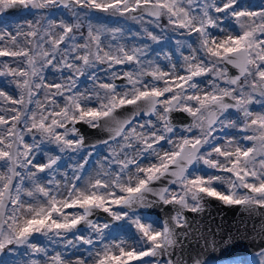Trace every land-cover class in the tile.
<instances>
[{
    "label": "snow or ice",
    "instance_id": "snow-or-ice-1",
    "mask_svg": "<svg viewBox=\"0 0 264 264\" xmlns=\"http://www.w3.org/2000/svg\"><path fill=\"white\" fill-rule=\"evenodd\" d=\"M58 4L65 8L75 5L80 9L111 11L120 16L139 13L141 18L144 15L157 20L167 17L170 24L186 29L189 35H198L199 48L192 49L191 55L184 57L185 74H179L175 64L168 70L159 65L144 67L140 48L126 50L117 46L115 51H105L101 46V34L94 33L90 27L87 42L70 50L66 48L76 55L73 62L62 58L60 70L67 68L77 75H84L83 67L75 61H82L83 66H93L98 62L107 64L109 68L126 64L140 67L121 75L113 73L117 79H126L129 88L117 91L115 83H100L98 87L103 90V95L98 91L92 95L75 93L65 97L66 92H72L73 78L68 76L63 83L46 81L43 70L61 63L57 60L60 46L73 40L74 29L81 26L64 21L56 24L49 19L48 28H59V34L46 30L41 35L31 22L26 32H0V58L9 57L17 61L16 67L4 62L0 66V77H12L19 89L18 98L0 91V98L11 105L6 112L0 113V166L5 169L0 172V253L5 249L13 251L10 246H22L33 254L47 257L46 249L32 242L34 235L53 233L59 237L74 232L84 223L97 234V241L102 245L94 255L89 253L92 264H159L158 260L151 258L162 256L177 243L175 230L187 226L184 210L202 212L206 198L248 209L264 208V112H253L250 107L264 101V9H244L240 0H0V12ZM212 13L219 15L214 17ZM132 19L135 20L136 16L133 15ZM224 20L234 21L239 31L233 34L222 27ZM210 27L222 35L218 37L210 33ZM145 31L152 41L158 42L156 35L147 29ZM44 44L49 48L45 49ZM93 45L95 51H92ZM198 52L202 53L199 57ZM22 64L26 66L22 67ZM221 64L238 69L239 75L229 77L226 67H218ZM209 74L223 80L227 86L221 87L213 80L211 91L201 94L196 78ZM145 77L151 78L150 81ZM159 82H163L162 87ZM42 90L44 102L36 98ZM57 97L65 98L63 107H58ZM32 104L37 111L27 110V106ZM130 105L137 111L127 119H118L116 111ZM229 110L240 114L242 124L229 119ZM140 111L155 115L157 122L149 120L146 124H139V128L147 129V132L138 131L136 127L126 131ZM177 111L192 118L191 124L183 131L193 133L199 130V135L181 136L179 140L169 135L176 131L171 123V114ZM21 122L23 132L18 127ZM82 122L92 128H107L112 133V140L119 137L124 144L119 151L113 149L110 162L105 158L109 163L108 171L87 176L65 175L61 180H55L60 157H50L45 163L37 162L35 150L39 145L25 142V133L39 134L43 140L58 145L61 152L66 149L77 151L83 146V137L75 125ZM217 124L222 128L240 127L241 131H250L252 135L239 140L228 139L225 142L227 146L216 144L213 141ZM57 129L64 131L58 132ZM69 135L76 138L69 139ZM244 140L254 143L245 147ZM162 142L172 148L164 150ZM103 143L108 144L109 141ZM126 149H132L135 155ZM198 163L229 175H200L190 171ZM111 165L116 166L114 171ZM78 167L82 170L84 165ZM17 169L26 170V174L22 175ZM42 173L46 175L41 177L39 174ZM25 180L30 182V187L22 186ZM161 180H167L172 186L179 185L180 191L176 192L169 186L155 188L153 185ZM220 184L226 185L227 190L221 191L217 187ZM149 194L164 205L177 206L171 223L164 222L159 227L154 221L136 214V208L152 205ZM114 206L121 210H114ZM77 208L83 210L82 213L66 211ZM95 210L132 227L138 233L136 243L132 246L125 241L103 243L104 232L111 225L89 220ZM78 239L86 245L94 244L90 237L81 235ZM67 243L71 245L72 241ZM258 255V264H264V250ZM50 260L51 264H86L84 258L66 261L59 253ZM31 264H40V261L32 260ZM167 264H173V261L169 259ZM240 264L253 262L245 260Z\"/></svg>",
    "mask_w": 264,
    "mask_h": 264
},
{
    "label": "rangeland",
    "instance_id": "rangeland-1",
    "mask_svg": "<svg viewBox=\"0 0 264 264\" xmlns=\"http://www.w3.org/2000/svg\"><path fill=\"white\" fill-rule=\"evenodd\" d=\"M203 2V0H200ZM219 2V0H216ZM240 4L244 9L260 11L264 9V0H240ZM195 7V4L193 5ZM213 16H217L219 14L212 13ZM132 13H129L124 16H120L117 13L109 12H101L97 10L90 9H80L79 7L73 5L69 8L62 7L61 5L49 6L47 8L33 9L28 8V14L17 18L12 22L7 24H0V32L10 31L15 32L19 31H28V23L31 22L35 25L41 35H44V32L54 31L55 34L60 33L59 28L49 29L47 21L49 19L53 20L56 24H59L60 21H64L65 23L79 24L81 27L78 30L74 29V39L66 41L65 44L60 46V50L57 53V60L61 61L57 67L53 68L51 66L45 67L43 70V75L46 81H55L57 83H63L66 81L68 76H71L75 81L74 87L72 88V92H66L65 97L70 94L75 93H84L87 95H92L94 92H100L103 95V90L99 89L100 83H115L117 79L113 73L117 75H121L126 71H135L138 69V65L134 64H126V65H114L109 68L107 64L96 63L93 66H83L82 61H75L77 65H81L84 70V75H77L74 70H69L67 68H63L62 58H67L69 62H73V57L76 53H70L66 51L67 49H71L73 46L78 44H84L88 40V30L91 27L95 32H99L101 34L102 47H104L105 51L112 50L115 51L117 46H123L126 50L132 48H140L142 50L141 60L143 61L144 67H154L159 65L162 69L168 70L172 64L177 66V72L179 74H185V61L184 57L190 56L192 49L199 48V40L200 37L196 34L189 35L186 29H180L168 22L167 17H161L159 20L156 18H152L144 15L141 18V15L136 16V19H132ZM2 12H0V22L2 21ZM222 27L231 31L233 34L239 31L238 27L235 25L234 21L224 20L222 23ZM116 29H120L119 32H115ZM152 32L154 35L158 37V42L152 41L148 36L147 32ZM209 32L220 37L222 34L218 32L216 28H209ZM113 35H115V39H113ZM45 39H51V37H45ZM45 49L49 48L48 44H44ZM92 51H95V46H92ZM80 54H83V50L80 51ZM198 57L202 55V53H197ZM4 62H8L12 67L17 66V61L13 60L9 57L0 58V66ZM54 64L57 61H53ZM26 66V65H21ZM219 68H225V65H218ZM146 81H150L147 77L144 78ZM215 80L216 83L220 84L221 87H226L227 85L223 80H217L216 77L212 74L198 77L196 81L199 85V89L201 90V94L203 92L211 91L212 81ZM116 84V83H115ZM117 85V84H116ZM117 91L124 90L129 88L130 85L128 83L124 85H117ZM159 86H163V82H159ZM0 91L6 92L9 96L13 98H18L19 89L16 88L15 82L10 76L0 77ZM191 94V93H189ZM257 99L260 97L255 94ZM41 102H44L43 90L36 97ZM58 107H63L65 98L57 97ZM95 106V104H93ZM11 107V105L5 103L2 98H0V113H4L7 109ZM159 107V106H158ZM251 110L253 112H264V101L259 103H253L251 106ZM27 110L29 112L37 111L34 104L28 105ZM51 108H49V111ZM229 119L236 120L237 124H242V117L239 113L234 110H229L227 114ZM157 117L153 115L152 117H144L137 121H134L126 131H130L132 127H136L138 131L147 132V129H140L139 124H146L149 120L153 121V123L157 122ZM159 126V125H158ZM20 130L24 131L23 122L18 125ZM176 131L173 134H169L174 140H179L181 136H192L199 135V130H194L193 133H188L183 131L182 127H175ZM214 136L215 140L213 143L226 145V140L231 138H236L237 140L241 139L245 135H252L250 131L245 132L241 131L240 127H224L222 128L219 124L214 126ZM58 132H63V129H57ZM35 135V139L33 136ZM25 142L29 144H38L39 148L35 150V159L37 162L45 163L50 157L59 156L60 159L56 166V174L54 176L55 180H61V178L65 175L68 177H72L74 174L87 176V175H95L98 171H108L109 163H106L105 158H108V161H111L113 149L119 151L120 147L124 144V141L121 138H116V140L110 141L108 144L98 147V148H86L81 147L77 151H72L71 149H66L61 152L59 146L52 143L49 140H43L39 134H28L25 133ZM69 139H75V136L69 135ZM135 143V141H133ZM163 143V142H162ZM254 142L252 141H243V146H251ZM207 147V146H206ZM172 148L171 145L167 143H163V149L168 150ZM126 151L132 152L135 155V152L132 149H126ZM91 154V155H89ZM149 159H151L149 157ZM87 160V164H84V161ZM83 164V169H79V165ZM115 165H111V169L115 170ZM5 169L0 166V172H3ZM22 173V175L26 174V170L17 169ZM198 170V171H197ZM190 171H196V174L200 175H219V176H227L229 174L218 171L216 169H211L202 163H198L194 165L193 169ZM41 177H44L46 174H39ZM49 178H52L51 176ZM79 185L80 182L76 181ZM25 188L30 187V182L25 180L22 185ZM176 192H179V185L173 186ZM217 187L221 191H226V185H217ZM61 190H63V184L61 186ZM243 191V190H240ZM114 210H121L114 206ZM68 213H82L81 209H67ZM124 211H129L124 209ZM136 212V211H135ZM131 215V211H129ZM137 215L142 218L154 221L156 226L162 227V222L160 218L152 214H145L136 212ZM107 221L102 219H97L94 223L103 224ZM108 223V222H107ZM119 226L113 227L110 226L109 229L104 232V241L103 243L111 244L112 242L119 243L120 241H125L129 246H132L136 243V237L138 233L134 231L132 227H129L122 221H118ZM83 235L86 238H92L94 240L93 245L83 244L78 237ZM72 241V244H68V241ZM33 243H36L39 247H43L46 249L48 255L45 257L43 254H33L30 249L25 247H17L10 246V248H14L13 251H9L5 249L4 253H1L0 264H31L32 260H39L40 264H51L50 258L55 256L57 253L61 254L64 259L75 261L77 258H84L86 260V264H92V257L89 256V253H95V251L99 250L102 246L99 241H97V234L91 230V228L87 229H76L72 233H68L66 235L55 236L53 233H49L48 236H44L41 234L34 235L32 239ZM149 258H145L148 260ZM252 261L253 264H258L260 257L258 254L250 255V256H235L233 259L228 261H220L213 264H240L242 261ZM156 261V260H153ZM159 264H167V259L163 261H159Z\"/></svg>",
    "mask_w": 264,
    "mask_h": 264
},
{
    "label": "water",
    "instance_id": "water-1",
    "mask_svg": "<svg viewBox=\"0 0 264 264\" xmlns=\"http://www.w3.org/2000/svg\"><path fill=\"white\" fill-rule=\"evenodd\" d=\"M27 14L28 9L5 10L2 12L3 20L0 24H7ZM132 15L139 16L141 14ZM225 67L229 77L239 75V70L233 66L227 65ZM115 83L124 85L127 80L116 79ZM135 111H137L135 106L130 105L118 109L115 115L118 119L124 120L131 117ZM152 116L145 114V111H140L133 122ZM191 122L192 118L187 113L177 111L171 114V123L174 127L185 128ZM75 127L78 129L79 135L83 137V147L98 148L106 145L103 143L105 140L113 141L111 139L112 133L105 127L92 128L83 122L75 125ZM153 186L157 189L163 186L173 187L168 184L167 180L158 181ZM148 199L153 202L150 207L136 208L135 211L155 215L160 218L162 224L164 222L171 223V218L176 214L177 206L164 205L151 194L148 195ZM183 215L187 220V226L175 230L177 243L168 252L158 258H151L152 260L163 261L167 259L168 261L171 259L173 264H196L197 261L199 264H213L231 260L235 256L256 255L264 250V208L248 209L240 205H225L214 198H206L202 212L193 213L184 210ZM88 219L93 222L102 219L113 227L119 226L118 221H113L109 214L101 210H95ZM87 228H89L87 224L81 223L77 229Z\"/></svg>",
    "mask_w": 264,
    "mask_h": 264
}]
</instances>
